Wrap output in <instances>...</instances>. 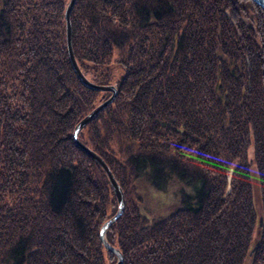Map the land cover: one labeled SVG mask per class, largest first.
I'll use <instances>...</instances> for the list:
<instances>
[{"label":"trees","instance_id":"16d2710c","mask_svg":"<svg viewBox=\"0 0 264 264\" xmlns=\"http://www.w3.org/2000/svg\"><path fill=\"white\" fill-rule=\"evenodd\" d=\"M70 0H0V264H116L117 211L73 130L111 96L68 57ZM74 57L118 90L79 133L125 211L123 264H264V9L252 0H75ZM141 182L172 191L141 211Z\"/></svg>","mask_w":264,"mask_h":264},{"label":"water","instance_id":"95a60500","mask_svg":"<svg viewBox=\"0 0 264 264\" xmlns=\"http://www.w3.org/2000/svg\"><path fill=\"white\" fill-rule=\"evenodd\" d=\"M257 6H261L264 9V0H252ZM75 0H70L69 5L67 6L65 10V20H66V37H67V47H68V57L70 58L71 67L74 70V73L78 80L81 81V83L87 88L91 90L96 91H103L108 92L111 94L109 98H107L104 102H102L100 105L95 107L93 110L90 111L88 115L83 117L78 124L75 126L72 136L74 143L82 149L86 155H88L91 159H93L105 172L106 176H108L110 187H112L113 193L115 195V198H117V211L116 213L109 219H107L106 223H104L100 228V241L103 243L106 250L111 252L116 256V264H123V254L119 250L112 247L108 241H106V233L107 229L115 224L118 220V218L121 217V215L125 211V197L122 191L121 186L117 183L115 177L112 175L111 170L108 165H106L105 161L97 155L93 150L91 151L86 145H83L81 142H79V133L80 131L86 127L88 124H90V121L94 120L98 114L101 113L103 109H105L107 106L111 105V103L114 101L115 97L117 96L118 90L115 88L114 85L111 86H104V85H96L92 83L90 80L86 79L83 75L81 69H79L78 63L76 61V58L74 57L73 53V47H72V36H71V25H70V17H71V11L74 7Z\"/></svg>","mask_w":264,"mask_h":264},{"label":"rangeland","instance_id":"374dc122","mask_svg":"<svg viewBox=\"0 0 264 264\" xmlns=\"http://www.w3.org/2000/svg\"><path fill=\"white\" fill-rule=\"evenodd\" d=\"M139 192L142 196L141 211L148 218L167 216L178 203V199L172 191H157L144 182H141Z\"/></svg>","mask_w":264,"mask_h":264},{"label":"bare ground","instance_id":"6f19581e","mask_svg":"<svg viewBox=\"0 0 264 264\" xmlns=\"http://www.w3.org/2000/svg\"><path fill=\"white\" fill-rule=\"evenodd\" d=\"M79 66V65H78Z\"/></svg>","mask_w":264,"mask_h":264}]
</instances>
